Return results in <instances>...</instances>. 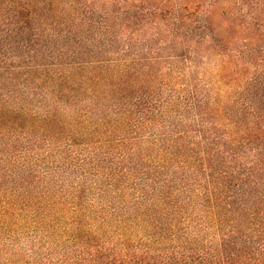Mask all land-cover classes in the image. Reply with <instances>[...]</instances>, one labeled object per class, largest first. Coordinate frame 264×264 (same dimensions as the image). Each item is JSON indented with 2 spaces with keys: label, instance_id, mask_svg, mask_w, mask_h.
I'll use <instances>...</instances> for the list:
<instances>
[{
  "label": "trees",
  "instance_id": "1",
  "mask_svg": "<svg viewBox=\"0 0 264 264\" xmlns=\"http://www.w3.org/2000/svg\"><path fill=\"white\" fill-rule=\"evenodd\" d=\"M26 217L35 264H264V0H0V231Z\"/></svg>",
  "mask_w": 264,
  "mask_h": 264
},
{
  "label": "rangeland",
  "instance_id": "2",
  "mask_svg": "<svg viewBox=\"0 0 264 264\" xmlns=\"http://www.w3.org/2000/svg\"><path fill=\"white\" fill-rule=\"evenodd\" d=\"M193 2V1H192ZM50 172L46 175L48 180L52 182V189H59V197L64 198L67 202L72 201V196L74 189L71 187L77 182V177L75 175H68L65 180V188L60 189L57 183V177L55 173V168H49ZM91 182H87L83 187L79 189L76 194L78 199L76 200L82 204H92L97 206L99 201L96 200L95 193L96 190L89 187ZM67 207H71L67 203ZM34 225L31 224V220L26 217L22 221L18 222L17 229L14 233L1 232L0 231V264H21L22 260H18V257L14 255L13 252H28L30 256L27 258V264H35V261L40 260L42 255H47L53 252L55 249V244L48 238H40L33 228ZM2 233V234H1ZM36 244V246H35ZM34 250L38 255L31 253Z\"/></svg>",
  "mask_w": 264,
  "mask_h": 264
}]
</instances>
